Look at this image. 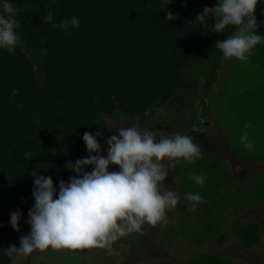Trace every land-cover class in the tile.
Here are the masks:
<instances>
[{"label":"trees","instance_id":"16d2710c","mask_svg":"<svg viewBox=\"0 0 264 264\" xmlns=\"http://www.w3.org/2000/svg\"><path fill=\"white\" fill-rule=\"evenodd\" d=\"M9 2L19 9L16 32L24 41L15 52L0 48V206L12 213L34 207V171L51 176L58 198L59 182L76 175L65 165L88 156L83 134L105 131L100 115L115 119L119 109L145 123L174 93L181 69L220 57L216 42L235 30L206 34L190 23L218 0H168L164 11V0ZM49 5L53 21L43 23ZM168 11L176 19L169 22ZM254 14L264 29V0ZM73 16L79 28L52 27ZM97 139L106 157L108 138Z\"/></svg>","mask_w":264,"mask_h":264},{"label":"rangeland","instance_id":"374dc122","mask_svg":"<svg viewBox=\"0 0 264 264\" xmlns=\"http://www.w3.org/2000/svg\"><path fill=\"white\" fill-rule=\"evenodd\" d=\"M257 23V34L264 37L258 18ZM117 111L115 119L100 115L106 123L101 137L138 125L154 131L157 139L191 135L200 148L201 159L195 164L181 160L164 183L180 197L177 207L167 212V223L143 225L141 233L116 241L111 253L96 247L49 248L10 258L6 248L19 247L20 237L30 234L28 212L21 214L27 227L20 220L17 232L10 224L12 212L0 206V264H264V43L245 61L225 59L221 52L218 58L202 56L181 69L172 96L143 124ZM245 132L251 151L240 141ZM109 171L119 168L110 166ZM202 173L207 180L199 186L190 177ZM186 193L203 198L194 211Z\"/></svg>","mask_w":264,"mask_h":264},{"label":"clouds","instance_id":"9594fccd","mask_svg":"<svg viewBox=\"0 0 264 264\" xmlns=\"http://www.w3.org/2000/svg\"><path fill=\"white\" fill-rule=\"evenodd\" d=\"M259 3L260 0H218L215 7H205L190 23L199 24L206 34L224 33L226 28L233 26L232 34L217 41L215 48L225 59L234 57L245 61L256 45L264 43V37L257 34L254 14ZM168 4V0H164L161 11ZM0 9V48L15 52L24 43L16 32L20 27L16 19L19 9L9 0H3ZM50 9L51 5L48 14L42 18L43 23L53 21ZM211 18H214V24L209 23ZM166 19L170 22L176 17L168 11ZM79 25L76 16L52 23L53 28L65 32L70 27L79 28ZM160 111L163 112V108ZM150 112L151 109L147 110L145 115ZM116 132L118 134L106 140V157L100 154L103 146L97 139L103 133L83 134L88 156L65 165L76 175L68 182H59L58 198H54L57 191L51 176L31 173L35 177L32 193L35 204L28 212L30 234L20 237L19 247L6 248V256L28 257L34 251L44 252L49 248L76 251L96 247L106 248L111 253L116 241L134 232L141 233L143 225L156 227L167 223L166 214L177 207L180 197L164 183L181 160L195 164L202 158L199 146L191 135L178 133L157 139L154 131L138 125L119 127ZM240 141L247 150L253 149L246 132L240 136ZM24 157L26 160L32 158L27 152ZM88 166L92 167L91 172L85 171ZM110 166H118L119 171H109ZM190 178L203 186L207 175L202 173ZM184 198L191 202L192 211L203 202L199 194L186 193ZM20 219L19 211L10 214L11 227L17 232L20 231Z\"/></svg>","mask_w":264,"mask_h":264},{"label":"water","instance_id":"95a60500","mask_svg":"<svg viewBox=\"0 0 264 264\" xmlns=\"http://www.w3.org/2000/svg\"><path fill=\"white\" fill-rule=\"evenodd\" d=\"M199 104L201 105V102H199Z\"/></svg>","mask_w":264,"mask_h":264}]
</instances>
